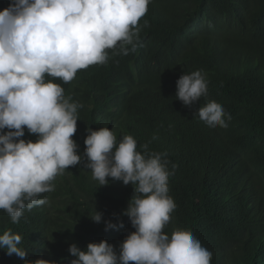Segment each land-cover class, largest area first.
<instances>
[{
    "label": "trees",
    "instance_id": "16d2710c",
    "mask_svg": "<svg viewBox=\"0 0 264 264\" xmlns=\"http://www.w3.org/2000/svg\"><path fill=\"white\" fill-rule=\"evenodd\" d=\"M10 2L0 0V10ZM138 27L135 51L110 49L106 64L78 70L70 83L55 81L83 105L73 136L81 163L58 175L55 190L41 194L48 203L25 209L19 223L0 210V234L19 233L29 260L70 264V244L83 250L101 240L119 252L135 231L120 215L133 186L110 177L98 186L83 155L87 129L108 127L118 141L132 135L138 150L148 144L167 153L176 208L165 233L191 231L212 253L210 264H264V0H151ZM196 70L208 95L185 106L176 81ZM206 99L231 115L227 127L210 128L195 115ZM22 138L37 139L27 129ZM96 210L101 223L89 218ZM117 217L123 226L105 231L104 220ZM0 264L24 262L0 249Z\"/></svg>",
    "mask_w": 264,
    "mask_h": 264
},
{
    "label": "clouds",
    "instance_id": "9594fccd",
    "mask_svg": "<svg viewBox=\"0 0 264 264\" xmlns=\"http://www.w3.org/2000/svg\"><path fill=\"white\" fill-rule=\"evenodd\" d=\"M150 2L11 0L0 10V210L11 223H19L25 209L47 204L41 194L54 191L55 178L82 160L73 136L83 105L55 81L67 84L78 70L106 64L110 49L117 55L135 51L138 22ZM207 95L201 70L176 81L175 97L185 106ZM195 115L210 128L227 127L225 118L231 119L220 103L207 99ZM25 129L37 139H23ZM87 132L83 155L92 179L98 186L108 185L109 177L133 186L120 215L129 218L135 231L120 242L119 252L106 240L89 242L83 250L70 244V264H210L212 253L191 231L176 228L169 235L163 230L176 208L168 194L167 153L151 151L148 144L138 150L132 135L118 141L108 127ZM102 217L97 210L89 216L95 223ZM104 225L108 231L123 222L108 219ZM21 242L11 229L0 234V249L24 264H57L43 257L25 259Z\"/></svg>",
    "mask_w": 264,
    "mask_h": 264
}]
</instances>
